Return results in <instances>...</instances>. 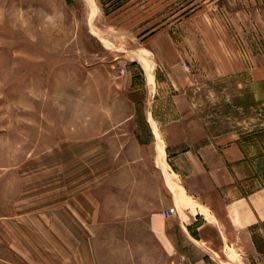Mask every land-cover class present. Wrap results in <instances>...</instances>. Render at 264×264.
<instances>
[{
	"label": "rangeland",
	"instance_id": "1",
	"mask_svg": "<svg viewBox=\"0 0 264 264\" xmlns=\"http://www.w3.org/2000/svg\"><path fill=\"white\" fill-rule=\"evenodd\" d=\"M182 95L214 133L264 119V0H0V241L29 264H132L120 212L171 185L145 126ZM222 196L209 264H264V198Z\"/></svg>",
	"mask_w": 264,
	"mask_h": 264
},
{
	"label": "crops",
	"instance_id": "2",
	"mask_svg": "<svg viewBox=\"0 0 264 264\" xmlns=\"http://www.w3.org/2000/svg\"><path fill=\"white\" fill-rule=\"evenodd\" d=\"M173 103L176 120L159 126L158 132L160 123L151 114L156 132L146 125L144 135L155 148L158 139L163 145L166 180L171 185L165 186L160 204L120 212L124 230L133 232L132 237L121 240L122 245L132 247V264H209V251L203 247L222 243L221 220L212 205L224 201V191H233V200L239 197L236 203L245 206L242 201L251 200L253 192L264 198V119L254 126L214 133L198 118L199 112L188 98L182 95ZM195 117L196 126H190ZM146 164L157 175L156 160ZM216 199L219 202L214 203ZM173 207L175 213L165 216ZM245 229V224L238 228ZM21 246L22 241L13 237L1 240L0 264H29L28 253L23 255Z\"/></svg>",
	"mask_w": 264,
	"mask_h": 264
},
{
	"label": "bare ground",
	"instance_id": "3",
	"mask_svg": "<svg viewBox=\"0 0 264 264\" xmlns=\"http://www.w3.org/2000/svg\"><path fill=\"white\" fill-rule=\"evenodd\" d=\"M145 54V53H144ZM147 57V56H146ZM146 59V58H145ZM140 60V59H139ZM147 60V59H146ZM142 61V59L140 60ZM143 63V61H142ZM142 63H140L142 65ZM150 64V62H148ZM144 64V68L146 69V71H148L147 67H146V64L145 62L143 63ZM150 66V65H149ZM152 80V77L150 76V81ZM154 131H155V128L153 127ZM157 147H158V154H157V160H156V164L157 165H160L162 168L165 167V162H164V152H163V145L161 146L160 143L159 145L157 144ZM169 177V176H168ZM193 209V208H192Z\"/></svg>",
	"mask_w": 264,
	"mask_h": 264
},
{
	"label": "built area",
	"instance_id": "4",
	"mask_svg": "<svg viewBox=\"0 0 264 264\" xmlns=\"http://www.w3.org/2000/svg\"><path fill=\"white\" fill-rule=\"evenodd\" d=\"M175 213V208L173 207V208H171V209H168L165 213H164V215L165 216H169V215H173Z\"/></svg>",
	"mask_w": 264,
	"mask_h": 264
}]
</instances>
